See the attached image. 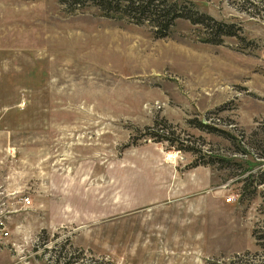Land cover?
I'll return each instance as SVG.
<instances>
[{
	"label": "rangeland",
	"instance_id": "1",
	"mask_svg": "<svg viewBox=\"0 0 264 264\" xmlns=\"http://www.w3.org/2000/svg\"><path fill=\"white\" fill-rule=\"evenodd\" d=\"M175 1L0 0V264H264V0Z\"/></svg>",
	"mask_w": 264,
	"mask_h": 264
},
{
	"label": "trees",
	"instance_id": "2",
	"mask_svg": "<svg viewBox=\"0 0 264 264\" xmlns=\"http://www.w3.org/2000/svg\"><path fill=\"white\" fill-rule=\"evenodd\" d=\"M76 2H89L98 7L103 15L109 17H127L134 23L147 22L152 26V32L155 36H164L168 31L174 20L178 17H186L193 22H203V18H207L217 26L215 27L221 33H229L227 30H222L221 23L209 16L199 13L198 16L193 17L188 9L178 1L175 0H74ZM209 26L208 22L204 23ZM216 42L217 40H211ZM152 136L153 134L150 133ZM263 175L259 181H263Z\"/></svg>",
	"mask_w": 264,
	"mask_h": 264
},
{
	"label": "built area",
	"instance_id": "3",
	"mask_svg": "<svg viewBox=\"0 0 264 264\" xmlns=\"http://www.w3.org/2000/svg\"><path fill=\"white\" fill-rule=\"evenodd\" d=\"M224 199H225L226 202L230 201L231 200V195L226 196ZM28 201H29L28 198L25 196L24 197V202L27 203ZM5 227L6 226H5L4 221L2 219H0V238L5 236V235H7V230H6Z\"/></svg>",
	"mask_w": 264,
	"mask_h": 264
}]
</instances>
